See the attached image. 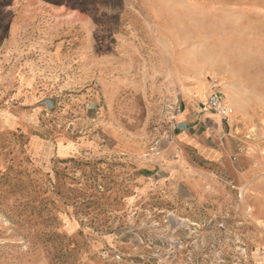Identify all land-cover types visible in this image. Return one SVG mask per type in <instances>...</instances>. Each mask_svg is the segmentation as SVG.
Listing matches in <instances>:
<instances>
[{
	"label": "rangeland",
	"instance_id": "374dc122",
	"mask_svg": "<svg viewBox=\"0 0 264 264\" xmlns=\"http://www.w3.org/2000/svg\"><path fill=\"white\" fill-rule=\"evenodd\" d=\"M177 55L231 85L206 154L151 109ZM263 259L264 0H0V264Z\"/></svg>",
	"mask_w": 264,
	"mask_h": 264
},
{
	"label": "crops",
	"instance_id": "0c3cea01",
	"mask_svg": "<svg viewBox=\"0 0 264 264\" xmlns=\"http://www.w3.org/2000/svg\"><path fill=\"white\" fill-rule=\"evenodd\" d=\"M206 74V75H205ZM158 80L154 82L152 88L153 97V104L151 109H156V106H160L163 104V107L170 102H181V105L184 109V116L179 118V123L181 124V130L175 136V140L173 143L175 145H181L185 149H195L198 150L200 153L206 154L207 149L203 142V139L193 133L191 129H182L186 127L189 122L193 120V111H198L200 104L202 102L207 101V97L210 91V83L211 79H216L219 82V90L226 95L227 103L231 104L228 100V95L231 94L232 91L229 89V79L227 78V74L219 73L216 70V67L213 65V77L209 76L208 71L200 70V66L194 65L193 63L190 65L179 58V55L175 57L174 62L170 69L165 66L156 71L154 74ZM210 77V80H208ZM221 79H224V84L226 86L222 89V82ZM175 95L170 100L168 95ZM157 95V96H156ZM207 110L206 103L204 104L203 111ZM200 128H203L202 125H198ZM208 133H205L207 136ZM161 140V139H159ZM174 145L165 147V143H162V150L164 157L169 159L173 154ZM213 159L219 156L215 150L213 151ZM256 264H264V259L262 261H257Z\"/></svg>",
	"mask_w": 264,
	"mask_h": 264
},
{
	"label": "built area",
	"instance_id": "2783aa9c",
	"mask_svg": "<svg viewBox=\"0 0 264 264\" xmlns=\"http://www.w3.org/2000/svg\"><path fill=\"white\" fill-rule=\"evenodd\" d=\"M219 88V82L216 79H211L210 91L207 97L206 107L208 110L218 115L224 123L229 124L232 116L234 115V110L227 103L224 95L219 90ZM182 114L183 111L180 106H176L175 108H173L168 119L169 125L173 132L181 130L179 118ZM156 146L157 147L153 148L152 150L156 154V156L159 157L161 154V149L158 142L156 143Z\"/></svg>",
	"mask_w": 264,
	"mask_h": 264
},
{
	"label": "bare ground",
	"instance_id": "6f19581e",
	"mask_svg": "<svg viewBox=\"0 0 264 264\" xmlns=\"http://www.w3.org/2000/svg\"><path fill=\"white\" fill-rule=\"evenodd\" d=\"M234 116V115H233ZM233 116H232V118H233ZM232 118H231V120H232Z\"/></svg>",
	"mask_w": 264,
	"mask_h": 264
}]
</instances>
